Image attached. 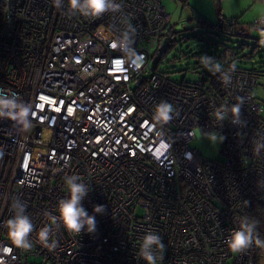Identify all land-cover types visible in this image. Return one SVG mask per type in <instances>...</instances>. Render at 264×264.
<instances>
[{"label": "built area", "instance_id": "2783aa9c", "mask_svg": "<svg viewBox=\"0 0 264 264\" xmlns=\"http://www.w3.org/2000/svg\"><path fill=\"white\" fill-rule=\"evenodd\" d=\"M114 2L119 11L94 18L71 12L68 0H0V88L33 113L28 132L0 118V264H146L137 252L149 231L165 245L157 264H256L255 243L239 253L226 244L254 222L253 205L264 207L256 75L219 43L211 56L220 71L171 79L153 66L161 45L153 47L172 27L161 0ZM261 19L253 25L264 27ZM161 103L174 109L162 125L153 120ZM196 129L224 137L219 158L190 146ZM161 140L170 148L156 156ZM70 175L89 185L82 203L90 215L105 207L94 233L50 224ZM16 199L34 226L28 251L11 244L5 227ZM45 225L55 249L38 241Z\"/></svg>", "mask_w": 264, "mask_h": 264}, {"label": "clouds", "instance_id": "9594fccd", "mask_svg": "<svg viewBox=\"0 0 264 264\" xmlns=\"http://www.w3.org/2000/svg\"><path fill=\"white\" fill-rule=\"evenodd\" d=\"M55 5L60 7V0H54ZM69 9L71 12H78L84 17H100L104 13L112 11L116 12L120 10V5L116 4L114 0H68ZM261 25H264V19L259 21ZM257 34L260 37L259 44L264 46V27L257 30ZM112 48L117 47V42L113 41L110 45ZM139 57H137V60ZM202 63L207 67L210 60L202 58ZM233 69L235 65L232 66ZM221 65L215 64L211 71H220ZM228 77L224 76V82H228ZM10 95H6V90L0 88V118H6L14 122V126L19 125L22 132H28L32 128V122L29 119L32 115L31 104L21 101L17 94L7 90ZM239 103L232 107L234 115L239 113ZM173 105L168 103H161L155 109V115L153 120L157 124H166L173 119L171 115L173 113ZM217 119H223L224 116L221 112H216ZM153 127L155 125L153 124ZM199 130L196 129L190 133L193 137ZM209 139L213 142L217 140L216 133L208 134ZM219 139L222 141L223 136ZM170 145L161 140L158 147L155 149V155L160 156L168 151ZM65 186L68 191V195L59 200L57 205L58 215H48L51 217L50 224L60 225L71 234H79L82 231L87 233H94L96 231L97 221L94 214H103L105 212L104 205H96L93 208V215H90L87 209L83 206L82 201L88 195L90 191L89 185L82 182L81 177L78 175H70L64 178ZM27 205L21 204L18 199L14 200L11 204V209L15 214L12 218L8 219L5 223L7 228V235L11 244L24 251L31 250L33 247L29 240L30 234L34 230L33 223L28 215L25 214ZM255 222L249 224L247 222L241 223L238 230H233L231 235L227 238L226 244L232 253L243 252L255 243L258 247H264V240H261L259 236L254 235ZM53 229L49 225L42 227L38 233L37 238L40 244L50 249L57 247V241L52 239ZM165 245L162 243L160 235L154 232H147L139 245V251L137 256L140 259L146 261V264H157L158 260L163 259V252ZM7 251H11L8 249Z\"/></svg>", "mask_w": 264, "mask_h": 264}, {"label": "rangeland", "instance_id": "374dc122", "mask_svg": "<svg viewBox=\"0 0 264 264\" xmlns=\"http://www.w3.org/2000/svg\"><path fill=\"white\" fill-rule=\"evenodd\" d=\"M161 2L170 15L173 32L163 36L153 47V50H157L158 45H169L158 63H153L158 71L176 81H193L203 69L209 67L202 63V58L209 59V65L213 64L215 59L211 55L217 43L222 42L239 51L240 57L235 63L238 68L255 70L257 84L254 96L264 104V46L259 44L258 26L250 27L245 36L218 35L214 25L221 17L226 19L229 17L222 15L221 4L218 6L215 0H161ZM210 133L217 134L215 142L209 139ZM220 136L217 131L205 132L192 139L190 146L204 157L216 159L220 157L222 142Z\"/></svg>", "mask_w": 264, "mask_h": 264}, {"label": "trees", "instance_id": "16d2710c", "mask_svg": "<svg viewBox=\"0 0 264 264\" xmlns=\"http://www.w3.org/2000/svg\"><path fill=\"white\" fill-rule=\"evenodd\" d=\"M187 1V0H186ZM217 5L220 6L221 0H215ZM264 1V0H261ZM220 8V7H219ZM221 9V8H220ZM220 14V13H219ZM221 15V14H220ZM217 34H224L227 36H245V33L250 27H254L253 24L243 25L237 21L236 17H229V19L221 17L218 22L214 25ZM262 27V26H261ZM173 32L172 27L169 29L167 34H171ZM216 43V42H215ZM219 44V43H217ZM220 44H223L222 42ZM169 48V45L165 46L164 51L157 55L154 63H158V61L163 57L164 53ZM239 51L236 50V54L238 55ZM240 56L238 55V58ZM214 65V64H213ZM213 65H208V69H203L200 74L204 72H212L210 69L213 68ZM156 66V65H154ZM215 66V65H214ZM253 74L256 75L255 70H250ZM251 214L253 216V220L255 222V235L259 236L261 240H264V207L261 205L255 204L251 209ZM261 252H264V247H258L255 251V261L257 264V260Z\"/></svg>", "mask_w": 264, "mask_h": 264}, {"label": "crops", "instance_id": "0c3cea01", "mask_svg": "<svg viewBox=\"0 0 264 264\" xmlns=\"http://www.w3.org/2000/svg\"><path fill=\"white\" fill-rule=\"evenodd\" d=\"M220 4L222 15L236 17L243 25L264 16V1L261 0H221ZM257 264H264V252L260 253Z\"/></svg>", "mask_w": 264, "mask_h": 264}, {"label": "water", "instance_id": "95a60500", "mask_svg": "<svg viewBox=\"0 0 264 264\" xmlns=\"http://www.w3.org/2000/svg\"><path fill=\"white\" fill-rule=\"evenodd\" d=\"M219 20V19H218ZM164 49H165V46H160L159 47V50H158V52H157V55H160L163 51H164Z\"/></svg>", "mask_w": 264, "mask_h": 264}]
</instances>
